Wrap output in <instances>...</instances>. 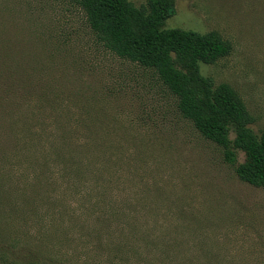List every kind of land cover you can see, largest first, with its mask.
Segmentation results:
<instances>
[{
	"label": "rangeland",
	"instance_id": "rangeland-1",
	"mask_svg": "<svg viewBox=\"0 0 264 264\" xmlns=\"http://www.w3.org/2000/svg\"><path fill=\"white\" fill-rule=\"evenodd\" d=\"M165 27L231 42L201 71L260 134L264 0H176ZM177 104L73 0H0V264H264V190L238 177L244 153L227 161Z\"/></svg>",
	"mask_w": 264,
	"mask_h": 264
},
{
	"label": "trees",
	"instance_id": "trees-1",
	"mask_svg": "<svg viewBox=\"0 0 264 264\" xmlns=\"http://www.w3.org/2000/svg\"><path fill=\"white\" fill-rule=\"evenodd\" d=\"M73 1L108 51L155 71L177 98L181 115L223 148L227 161L236 160V151L244 153V161L236 167L238 177L264 190V130L256 134L251 129L253 117L232 86L216 85L201 71L202 64H214L231 54L230 41L216 31L166 28L176 0H147L140 7L130 0ZM21 74L23 82L31 81L28 67Z\"/></svg>",
	"mask_w": 264,
	"mask_h": 264
}]
</instances>
